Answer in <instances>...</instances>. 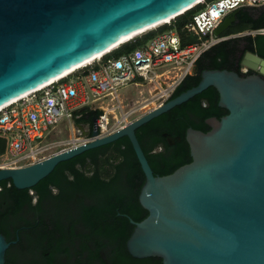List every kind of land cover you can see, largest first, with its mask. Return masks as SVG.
<instances>
[{
    "label": "water",
    "instance_id": "water-1",
    "mask_svg": "<svg viewBox=\"0 0 264 264\" xmlns=\"http://www.w3.org/2000/svg\"><path fill=\"white\" fill-rule=\"evenodd\" d=\"M196 1L0 0V107ZM235 13L223 18L216 37ZM241 65L255 72L204 69L196 85L124 127L29 165L0 167V181L31 188L60 161L126 136L145 176L138 201L148 212L130 219V255L157 256L163 264H264V58L247 51ZM209 86L227 113L206 118V131L187 127L191 160L154 174L135 129ZM97 133L94 117L91 134ZM11 242L0 232V264Z\"/></svg>",
    "mask_w": 264,
    "mask_h": 264
},
{
    "label": "trees",
    "instance_id": "trees-1",
    "mask_svg": "<svg viewBox=\"0 0 264 264\" xmlns=\"http://www.w3.org/2000/svg\"><path fill=\"white\" fill-rule=\"evenodd\" d=\"M202 7L203 4L198 3L170 19V23L160 24L123 43L109 55L119 56L169 29H176L183 44L193 41L194 36L187 34L183 27ZM234 11L235 20L221 34L228 37L200 54L195 61L194 72L184 77L167 99L196 85L204 69H228L240 75L255 72L252 69L242 72L241 59L247 51L264 58V32L230 35L245 30L264 29V3L238 7ZM98 113V109L83 106L74 111L72 120L77 125L88 124L87 132L90 134L92 120L97 118ZM226 113V109L218 106L216 89L209 86L136 128L135 135L153 173L168 174L189 162L191 156L185 139L187 127L206 131L209 129L206 118H219ZM164 132L175 140L173 144L167 142ZM4 141L0 137V155L4 151ZM144 180L140 163L126 136L60 161L31 188L18 189L10 179L1 180L0 232L7 241L15 240L5 251V264H24L21 247L23 238L34 251L40 249L43 239H48L50 245L56 240L61 253L68 255L64 244L74 236L77 227L92 243L89 264L101 262V252L110 264H130L134 257L127 250L126 240L133 229L130 219L139 221L146 213L138 201V193ZM52 189H56V192H52ZM34 195L38 196L40 202L48 201L53 204L49 232L36 227L26 232L22 226L31 223L22 216L25 205L40 217L39 223L44 222L40 202H31ZM44 264H51V256Z\"/></svg>",
    "mask_w": 264,
    "mask_h": 264
},
{
    "label": "built area",
    "instance_id": "built-area-1",
    "mask_svg": "<svg viewBox=\"0 0 264 264\" xmlns=\"http://www.w3.org/2000/svg\"><path fill=\"white\" fill-rule=\"evenodd\" d=\"M198 3L204 6L183 27L187 34L194 36L193 41L183 44L176 29H169L119 56L109 55L151 28L119 43L66 76L2 105L0 137L5 141L0 167L29 165L124 127L139 116L135 114L140 107L136 99L123 94L122 89L127 85L154 86V93L160 98L157 105L167 100L184 77L194 72L200 54L228 37L214 35L223 18L238 7L257 6L264 0H201L193 6ZM163 23H170V20ZM254 32H264V29L247 31ZM248 69L241 67L244 73ZM141 91L139 88L138 92ZM83 106L99 110L97 135L79 132L62 141H50L52 130L64 121H71L74 111Z\"/></svg>",
    "mask_w": 264,
    "mask_h": 264
},
{
    "label": "flooded vegetation",
    "instance_id": "flooded-vegetation-1",
    "mask_svg": "<svg viewBox=\"0 0 264 264\" xmlns=\"http://www.w3.org/2000/svg\"><path fill=\"white\" fill-rule=\"evenodd\" d=\"M91 173V171H87ZM52 192H56V189H52ZM32 204H39V198L37 195H34L32 200ZM40 208L42 211V217L44 222L39 223L40 217L34 214L29 208L28 205H25L22 216L26 219L30 220L31 223L23 224V228L26 232L31 231L34 227L41 229H45L47 232L51 230L50 220L52 219V212L51 209L53 208V204L48 201H41ZM144 209V208H143ZM145 210V209H144ZM144 217L147 215V210ZM125 215V213H122ZM143 217V218H144ZM133 225V224H132ZM74 236L65 242V249L68 251V255L61 253L60 245L53 240V243L50 245L48 239H43L42 244L39 250L34 251L29 244L27 243L26 239L23 238L21 247L23 250V263L24 264H44L51 256V264H89L88 256L89 251L92 249L91 240L86 238L84 232L79 230L77 227ZM101 262L97 264H110L103 252H101ZM130 264H163L162 259L157 256H148L143 258H136L130 262Z\"/></svg>",
    "mask_w": 264,
    "mask_h": 264
},
{
    "label": "rangeland",
    "instance_id": "rangeland-1",
    "mask_svg": "<svg viewBox=\"0 0 264 264\" xmlns=\"http://www.w3.org/2000/svg\"><path fill=\"white\" fill-rule=\"evenodd\" d=\"M247 31L249 30H245L239 33H234L231 34L230 36H235L242 33L244 34L247 33ZM137 80L140 79L137 78ZM139 88L142 89L141 92H138ZM154 89H155L154 86H147L146 84H142L139 86L127 85L125 88L122 89L123 94H129L131 98L136 99L138 101V105H140V107L136 111L135 115H140L151 110L155 105L158 104V102H160V98H158V96L155 95ZM88 129H89L88 124L77 125L73 120L64 121L59 125H57L55 129L52 130V132L49 134V140L53 142L56 140L62 141L73 134H78L79 132L86 133Z\"/></svg>",
    "mask_w": 264,
    "mask_h": 264
},
{
    "label": "bare ground",
    "instance_id": "bare-ground-1",
    "mask_svg": "<svg viewBox=\"0 0 264 264\" xmlns=\"http://www.w3.org/2000/svg\"><path fill=\"white\" fill-rule=\"evenodd\" d=\"M199 1H201V0H197L195 3L199 2ZM195 3L191 4L190 6H188L187 9L190 8L191 6H193ZM184 10H186V8L183 9V11H184ZM181 12H182V11H181ZM171 18H172V16L169 17V18H166V19H164V20H162V21H159V22H157V23H155V24H152V25H150V26H147V27H145V28H143V29H140V30H138V31H136V32H134V33H132V34H130V35L124 37V38L121 39L120 41H117L116 43H114L113 45H111L110 47H108L105 51H103V52L97 54L96 56H93V57H91V58H89V59H87V60L81 62V63L78 64L77 66H75V67H73V68H71V69L65 71V72L62 73L60 76L56 77V78L53 79L52 81H49V82L43 84V85L40 86V87H43V86H45V85H47V84H49V83H51V82H54V81H56V80H58V79H60V78H62V77H64V76H66V75L69 74L73 69H75V68H77V67H80V66H83V65L86 64V63L91 62L94 58L99 57V56H101L103 53H105V52H107V51L113 49V48L116 47L119 43H122L123 41L127 40L128 38H130V37H132V36H134V35H136V34H138V33H140V32L147 31V30H149V29H151V28L157 26V25L160 24V23L167 22V21L170 20ZM40 87H39V88H40ZM26 94H27V93H26ZM26 94H23L22 96H24V95H26Z\"/></svg>",
    "mask_w": 264,
    "mask_h": 264
}]
</instances>
